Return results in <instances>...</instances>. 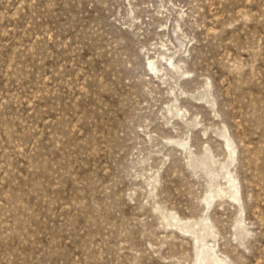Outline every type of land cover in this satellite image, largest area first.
I'll return each instance as SVG.
<instances>
[{
    "label": "rangeland",
    "instance_id": "374dc122",
    "mask_svg": "<svg viewBox=\"0 0 264 264\" xmlns=\"http://www.w3.org/2000/svg\"><path fill=\"white\" fill-rule=\"evenodd\" d=\"M218 260L264 264V0H0V264Z\"/></svg>",
    "mask_w": 264,
    "mask_h": 264
},
{
    "label": "bare ground",
    "instance_id": "6f19581e",
    "mask_svg": "<svg viewBox=\"0 0 264 264\" xmlns=\"http://www.w3.org/2000/svg\"><path fill=\"white\" fill-rule=\"evenodd\" d=\"M229 174V173H228ZM231 182V180H229ZM232 184V182H231ZM217 264H227L225 261H222V260H218Z\"/></svg>",
    "mask_w": 264,
    "mask_h": 264
}]
</instances>
